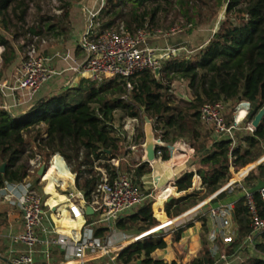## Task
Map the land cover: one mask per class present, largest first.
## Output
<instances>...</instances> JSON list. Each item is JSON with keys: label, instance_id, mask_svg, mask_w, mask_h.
I'll use <instances>...</instances> for the list:
<instances>
[{"label": "trees", "instance_id": "1", "mask_svg": "<svg viewBox=\"0 0 264 264\" xmlns=\"http://www.w3.org/2000/svg\"><path fill=\"white\" fill-rule=\"evenodd\" d=\"M71 0H61L59 10L54 15H40L37 22L25 28L28 3L26 0H0V17L6 24L11 14L22 23L25 45L34 38H62L66 41L71 32ZM188 25V33L195 28L209 24L221 13L219 25L209 40L192 55H172L164 60L157 74L144 71L134 78L112 76L102 82L82 79L74 88L60 93H50L40 97L23 115H13L0 106V188L7 182L18 183L29 175V160L40 154L48 163L52 155L60 154L77 174L75 188L84 192L88 203L92 193L101 182L103 168L115 177L116 169L109 163L122 155V139L119 129L126 119L146 122L152 120L154 131L163 142L172 145L175 141H185L195 154L192 164L196 172L189 171L175 180L174 186L185 194L171 197L165 204V211L177 217L188 211L206 197L214 195L232 178L230 164L239 171L254 164L264 155V119L254 132L245 128L249 121L264 107V0H105L99 14L93 18L95 30L117 28L137 33L140 29L153 25L159 13L173 12ZM3 74L17 61L18 47L0 31ZM49 55V49L45 50ZM46 55V56H47ZM27 56V55H26ZM26 58V57H25ZM176 81L187 82L189 97L183 99L173 93ZM128 83L133 89L130 90ZM248 101L251 111L247 121L236 132L237 144L232 140L218 139L212 129L200 118L205 103L223 102L235 110L239 101ZM226 107L225 120L230 124L233 114ZM121 113L120 127L115 125V113ZM211 130V131H210ZM212 132V133H211ZM144 131L138 134L136 143H141ZM162 161L171 158L167 146H159ZM65 169L61 159H57ZM198 162V165H197ZM148 162L130 167L133 181L141 188L143 178L151 174ZM71 173V172H70ZM68 173V174H70ZM198 174L203 189L189 191ZM264 180V163L254 167L243 181L247 188ZM40 178L33 175L32 182L39 185ZM170 191V190H169ZM149 194V193H148ZM227 191L217 198H223ZM254 199L262 216L264 201L260 192ZM153 200L143 205L117 222L120 231L141 234L159 224L153 217ZM163 197L154 207L158 210ZM158 217L168 221L167 216L157 212ZM87 223L95 222L97 215L86 213ZM235 222L239 235L234 243L226 247L227 254L235 253L244 239L251 233V219L245 197L236 203ZM95 235L103 236L108 229L94 225ZM184 229L175 233L174 240L181 238ZM256 244L257 255L246 259L235 258L223 264H264V232ZM258 238V237H257ZM167 247L162 236H147L124 249L118 257L120 264H170L165 259H155L152 254ZM209 248L205 246L201 255L188 264H215ZM222 264V263H219Z\"/></svg>", "mask_w": 264, "mask_h": 264}, {"label": "built area", "instance_id": "2", "mask_svg": "<svg viewBox=\"0 0 264 264\" xmlns=\"http://www.w3.org/2000/svg\"><path fill=\"white\" fill-rule=\"evenodd\" d=\"M96 16L93 15L81 40V46L86 52L85 60L74 69L75 72L82 75V78L97 83L112 76L130 79L144 71L155 72L164 60L176 55V50L152 45L148 27L140 29L137 33L127 31L124 24L117 28L95 30L93 18ZM174 33L175 31L172 34ZM64 72L55 68L50 58L39 54L35 46H32L22 62L21 76L14 90L28 91L36 96L47 83ZM128 87L130 90L133 89L131 83H128ZM0 89L2 88L0 87ZM226 107L227 105L223 102L205 103L201 108L200 118L205 125L212 129L216 138L230 139L232 145L235 146L236 132L247 121L251 104L248 101H239L230 124L225 120ZM3 108L12 112L14 105H4ZM242 112L243 115L240 117ZM137 126V119H126L119 129L120 136L124 139L126 136L132 137L135 135ZM245 128L250 132L255 131L252 121H249ZM158 140L160 141L159 146H163L164 142L160 138ZM262 143L264 144V141ZM157 156H160L158 148ZM54 159H62L71 172L66 160L60 154L52 155L48 163H44L41 155L36 154L35 158L29 160V175L24 181L7 182L4 187L0 188L4 197L15 199L13 202L20 207L24 219V230L16 236L15 240L26 246L27 249L13 257L14 264H36L38 246L43 247L42 252L46 256L53 247L62 250L66 257L63 264H85L102 256H108L113 264H118L119 254L138 240L164 229L169 230L163 231V234H167L169 231L177 233L180 229L206 218L210 219L212 227L207 231L204 246L209 248L211 256L216 259L215 264H223L230 263L232 259H238L244 250H255L257 237L264 232V216L257 208L254 194L249 192L250 188L243 185V181L250 171L264 163V155L254 164L236 171L238 174L234 172L235 169L231 163L230 171L232 170L235 177L231 178L218 192L174 219L167 217V223L163 222L156 228L138 235L120 231L117 228V222L135 208L143 205L148 199L156 202L163 197V203H165L172 196L170 188H165L158 195H154L153 192L146 193L133 181L129 171L124 170V157L120 156L109 161L116 169L115 177L111 178L103 168H96L102 173V178L92 193L91 203H88L83 191L75 187H67V180H71L75 185L76 173L71 172L72 177L63 178L59 177V169L56 168L53 176L54 192L48 190L51 179L47 178V172ZM43 164H46L47 168L44 175L40 176L38 170ZM33 175L40 178L38 186L32 182ZM199 178L201 179L200 176ZM234 186H237L236 191L243 192L246 199L251 219V233L244 239L243 247L233 254H227L226 247L231 246L239 235L234 217L237 202H218L215 205L213 203L220 199L217 197L223 191L236 192ZM203 187L202 181L197 185L193 180L190 189L201 191ZM59 190H63V192L61 193ZM259 192L264 201V188ZM51 195H62L72 220L84 218L88 206L97 215V220L90 225H83L78 232L63 231L54 223V215H58V212L55 210L57 205H53L47 200ZM95 224L108 229V233L103 236L95 235ZM200 255L201 253L198 257Z\"/></svg>", "mask_w": 264, "mask_h": 264}, {"label": "crops", "instance_id": "3", "mask_svg": "<svg viewBox=\"0 0 264 264\" xmlns=\"http://www.w3.org/2000/svg\"><path fill=\"white\" fill-rule=\"evenodd\" d=\"M104 2L105 0H84L80 6L72 7L70 12L71 32L69 34V38L66 41L59 42L57 44V47L52 49L49 52V55L46 56L50 58L51 63L55 68L65 72L62 75L56 76L49 83H47L38 95L33 96L28 91L14 90L17 81L21 76V63L19 61V58L12 65L14 66V68L19 65L16 80L14 82H11L9 87L0 89V96H2L4 105H14L12 111L14 114H21L26 112L33 105V102L38 99V96L40 97L50 93H57V91L59 92L60 90L64 91L69 88H74L81 83L82 79H85L82 78L81 74L74 71V69L79 67L84 62L86 56V52L81 46V40L93 15L99 14L102 6L104 5ZM78 16L79 20H77ZM143 131L144 137L141 139V143L137 144L135 141H133V138H136L137 135V132H135V135L132 136L131 143L127 145L124 144L125 146H123L121 156L124 157L126 166L136 167L137 165H139V163L145 162V143L148 140V134L150 132L149 126L146 125ZM154 136L156 139H159V137L156 136L155 133ZM163 146L168 147L171 158L168 161H162L161 157L157 156L155 162L149 163L152 168L151 174L155 178V184L153 185L154 188L151 192H153L154 195H158L160 191L164 190L165 188H170L172 193L171 197L183 195L185 194V192H179L178 189L174 186V182L186 172H196V167H194V165L192 164L193 161L196 162L194 156L195 152L186 144L185 141H175V143H173L172 145L164 142ZM171 160L173 162L172 164L170 163ZM55 161L57 160L55 159ZM164 163H166L170 170H160ZM54 172L55 170L51 171V173H53V176L55 175ZM59 177L67 178L72 177V175L71 173L67 174L66 176L60 174ZM195 177L196 179L198 178L196 180V184L199 185L201 179L199 178L198 174H196ZM47 178L51 179V177ZM69 181L70 187H75L71 180ZM53 188L54 181H52L51 179L48 190L54 192ZM155 189L156 191H154ZM189 191H195V189H190ZM243 196V192L241 191H236L234 193L227 192V195L225 197L220 198L218 201L213 203V205L217 204L218 202H237L239 198ZM48 198V202L53 205H57V208L55 210L56 212H58V215H54V223L63 231L78 232L83 227V225L87 223L86 215L84 218H80L77 220H72L69 217L70 213L68 211L66 203L63 200L64 198L62 197V195H51ZM14 200L15 199L13 198L4 197V195L0 191V264H14L12 262L13 257L19 252H23L27 249L26 246L20 244L15 240L16 236L24 230V219L20 207L17 204H14ZM165 204L166 202L162 204L158 211L161 210L160 213L166 215L167 217H171L165 211ZM93 214L94 213L92 212L91 215ZM204 220L202 219L192 224L191 226L184 228L181 233V238L178 240V243L184 244L183 250H187V254L181 257V259H183V263L185 264L191 263L194 259H196L201 253L202 249L205 247L203 245V239L206 238L207 231L211 229L212 223L209 218H206ZM165 223H167V221L164 222V224ZM258 240H260V237L257 238V242ZM165 241L167 242V239ZM170 242L173 243L174 241L170 240ZM241 247H243V244ZM37 251L36 264H63V262L66 260L64 252L57 247H53L47 256L44 252H42V246H38ZM159 251L160 250H157L155 252ZM254 251H256V248L255 250H244L240 254L239 258H241L246 252L252 254L254 253ZM181 254L183 255L182 250ZM152 257L155 259H165L167 262L170 261V259L168 258H157L154 255ZM173 259L178 261L176 257H174ZM85 264L113 263L110 261V258L108 256H102Z\"/></svg>", "mask_w": 264, "mask_h": 264}, {"label": "rangeland", "instance_id": "4", "mask_svg": "<svg viewBox=\"0 0 264 264\" xmlns=\"http://www.w3.org/2000/svg\"><path fill=\"white\" fill-rule=\"evenodd\" d=\"M26 1L28 3L29 8L27 10V14L25 17V20H26L25 28L34 25L37 22V19L39 18V14L51 16L54 14L61 13V11L59 10V7L61 5V0H26ZM83 1L84 0H71V2L73 3L72 7L80 6ZM222 16H223V13H221L216 19H214L209 24L201 25V26L195 28L191 33H188V29H189L188 25L186 24V22L181 17H179L177 14H175L174 11L169 12V13H163V12L159 13L157 16L156 23L153 25L149 24V32H150V35L152 37L151 38L152 45L160 47V48H169L171 50H176L177 55L178 54L179 55H192L202 45H204L209 40V38L212 36V34L217 29V27L219 25V20L221 19ZM77 20H79V16L77 17ZM22 25L23 24L20 23L11 14L7 17L6 24H4V22H2V17H0V31L4 35H6L9 39L14 41V43L17 45V47H18V58H19V61L21 63L20 65H22V62L25 59L30 47L35 46V48L39 54L46 56L47 55V54H45L46 49H49V52H50L52 49L57 47V44L59 42L63 41L62 38L56 39L53 37H46V38H43L41 40L34 38L31 43L26 44V47L23 50H20L21 46L25 45V43H26V38L24 37L23 31L21 29ZM173 31H175L174 34H172ZM1 50L3 51V48L0 46V69H1V63H2V58H1L2 51ZM18 68H19V65L15 68H14V66H11L3 74V76L0 80V87L1 88L9 87L11 82H14L16 80V77L18 74ZM60 92H63V90H60L59 92L57 91V93H60ZM173 93L176 96L182 97L183 99H187L190 95L188 87H187V82L176 81L174 83V86H173ZM40 97H42V96H40ZM40 97L38 96L37 98L39 99ZM38 99H36L35 101H37ZM35 101L33 102V104L35 103ZM0 106L1 107L4 106V101L2 99V96H0ZM228 112H229V114L234 115L235 110L233 109V105L230 104V106L228 107ZM11 113H13V112H11ZM120 117H121V113L119 111L116 112L115 113V119H116L115 125L117 127H120V124H122ZM146 125H147L146 122L141 123L138 120V128L136 131L137 135H136V138L135 137L133 138V141H135V142L137 141L138 134L141 132V129H143V130L145 129ZM151 125H152V128H154V125L153 124H151ZM153 132L155 133L154 129H153ZM121 139H122V151H123V146H125L124 144H126V145L130 144L132 141V137L126 136L125 139L122 137H121ZM236 144H237V138H236ZM232 147H234V145H232ZM170 163L171 164L173 163L172 160ZM67 165L72 172V166H70L68 163H67ZM197 165H198V162H197ZM124 166H125L124 170L129 171L130 167L126 166V165H124ZM165 169L170 170V168L166 165V163H164V165L162 166V168L160 170L165 171ZM234 172L236 174H238V172H236V170H234ZM231 173H232V179H233L235 177V175L232 172V170H231ZM197 179H196V177L194 178L195 181ZM69 184H70V181L67 180V187H70ZM142 184H143L142 190H144L147 193H151L152 189L154 188L153 185L155 184L154 176L152 174L146 175L143 178ZM234 187H235L234 191H236L237 186H234ZM59 191L61 193L63 192V190H59ZM154 191H156V189ZM195 191H198V190L195 189ZM54 197H57V196H54ZM209 197H206L205 200L208 199ZM48 199L49 198H47V200ZM154 201L155 200L152 201L153 202V206H152L153 207V217L159 221V224L156 225L155 227H153V228H156L161 223H163V221L158 217V215H157L158 210H156L154 207L157 200H156V202H154ZM195 206H197V205H195ZM194 207H192V208H194ZM138 208L139 207L135 208L132 211V213L135 212ZM159 211H161V210H159ZM169 218L174 219L175 217H169ZM167 230H169V229L160 230V231L153 234L156 238H160L161 236L164 235L165 240L167 239L168 245L165 249H162L159 252H154L152 254V256L154 255L157 258H159V257L160 258H168V259H170L169 262L171 264H185V263H183V259H181L182 256L187 254V250H183L184 244H180V243H178V241L174 240L175 233H172L169 231L167 234H163L164 233L163 231H167ZM130 234L138 235V233H136L134 231L130 232ZM170 240H173L174 242L171 243ZM204 244H206L205 239H203V245ZM181 250L183 251V255L181 254ZM257 254L258 253L256 251H254V253H252V254L249 252H246V253H244V256L242 259H246V258L250 257L251 255H257ZM174 257H176L178 259V261L174 260L173 259ZM118 264H120V262H118Z\"/></svg>", "mask_w": 264, "mask_h": 264}, {"label": "water", "instance_id": "5", "mask_svg": "<svg viewBox=\"0 0 264 264\" xmlns=\"http://www.w3.org/2000/svg\"><path fill=\"white\" fill-rule=\"evenodd\" d=\"M159 71H160V67H158L155 72L158 74ZM26 112L21 113V114H13V115L19 116V115L25 114ZM263 119H264V107L262 109H260L258 111V113L254 116V118L252 120L253 127L255 129H258L260 127V125L262 124ZM145 121H146L147 125L150 128V132L148 134V140L145 143V149H146L145 162L153 163L157 159V148L160 145V141L158 139H156L155 136H154L153 128H152V125H151L152 124V120L149 119L148 117H145ZM5 166H6L5 163L0 166V171L2 173L5 171ZM46 168H47V165L46 164H43L39 168L38 174L40 176H43L44 173H45V171H46ZM263 188H264V180H261L254 187H251L249 189V192L254 194L256 192H259ZM87 213L88 214H91L92 213V208L90 206L87 207Z\"/></svg>", "mask_w": 264, "mask_h": 264}, {"label": "bare ground", "instance_id": "6", "mask_svg": "<svg viewBox=\"0 0 264 264\" xmlns=\"http://www.w3.org/2000/svg\"><path fill=\"white\" fill-rule=\"evenodd\" d=\"M242 115H243V112L241 113V116L240 117H242ZM62 162H63V160H62ZM65 167H66V165H65ZM56 168L59 169L58 173L61 174V175H63V176H66L68 173H70V171H69V169L67 167L64 169L62 167V165L60 164V162L58 160L55 161V159H54L53 160V163H52V165L50 167V169L47 172V177H51L52 181H54V177H53V173H51V171L55 170Z\"/></svg>", "mask_w": 264, "mask_h": 264}]
</instances>
